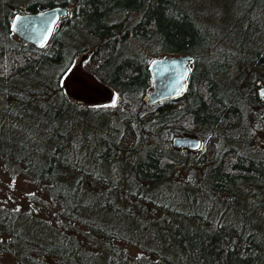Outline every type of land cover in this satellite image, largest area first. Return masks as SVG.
<instances>
[{"label":"trees","instance_id":"16d2710c","mask_svg":"<svg viewBox=\"0 0 264 264\" xmlns=\"http://www.w3.org/2000/svg\"><path fill=\"white\" fill-rule=\"evenodd\" d=\"M239 2L245 44L264 0ZM56 6L65 15L41 48L10 33L16 15ZM208 37L184 0H31L0 15V172L20 176L31 196L26 212L0 209V255L16 264H264V230L237 207L264 206V140L256 144L264 64L255 61L243 97L239 78L220 88L213 65L197 66ZM150 55L190 57L177 99L144 104ZM80 56L109 103L86 106L64 93L62 78ZM180 135L200 139V150L173 149ZM202 198L207 206L195 209ZM235 207L238 218L223 217Z\"/></svg>","mask_w":264,"mask_h":264},{"label":"rangeland","instance_id":"374dc122","mask_svg":"<svg viewBox=\"0 0 264 264\" xmlns=\"http://www.w3.org/2000/svg\"><path fill=\"white\" fill-rule=\"evenodd\" d=\"M31 0H0V15L5 10H18L22 11L24 5ZM36 1V0H34ZM186 5L195 13L197 18L198 26L205 31V34L208 37V42L205 48L202 49L199 59L197 60V66L202 64L213 65L214 73L213 76L217 78L218 84H220V88H231L235 86L236 80L239 78L238 89L240 92V97H243V94L246 92L249 86V81L254 75H258L256 69L254 67L255 61L262 58L259 64H264V14L258 16L255 19L256 26L250 28L247 41L244 44L241 39L240 31V23L236 22L238 10L237 6L240 3L239 0H184ZM241 10H239L240 12ZM242 12V11H241ZM243 14V12H242ZM236 23V24H235ZM261 28V29H260ZM255 41V43H253ZM71 39H67V43L70 45L69 47H75L79 45V42H71ZM254 44L258 45V54L255 56L256 51L250 49V51H243L239 48L247 46L252 47ZM243 49V48H241ZM252 52V53H251ZM253 61H249L250 58H253ZM241 62L244 63V68L241 70ZM189 68V67H188ZM262 75V74H261ZM261 77H264L262 75ZM264 100V96L261 98ZM110 100V99H109ZM106 100L105 103H109ZM247 102V101H246ZM245 102V103H246ZM250 118L246 120V124L249 123ZM181 136V135H180ZM182 136H191V135H182ZM194 137V136H191ZM256 144H260L262 146V141L264 140V133H257ZM262 137V138H260ZM196 138V137H194ZM198 139V138H196ZM201 146V141L198 139ZM255 142V141H254ZM189 151L191 153L197 152ZM176 175L179 177L188 178V174L185 171H180L176 168ZM191 176V180H196L198 176L197 173L189 172ZM171 180H174L173 176H170ZM164 189H170L168 183L165 182L163 186ZM30 189L24 183L23 179L20 176L11 178L6 175V173L0 172V209H14L18 208L20 212H26L29 207V195ZM163 191V190H162ZM264 195V191H262ZM184 199H186V195H182ZM260 200H263L261 197ZM208 201V200H207ZM250 204H255L253 202H249ZM207 202L204 198L200 199L198 203L195 205V209L204 208L207 206ZM209 205L211 206V201H209ZM237 207H241L244 212V221L245 223H250L251 225L255 224L260 228L261 231L264 230V206L263 207H252L247 205L246 199L244 200V205H237ZM237 207L224 209V215L232 212L235 215L239 216L237 211ZM209 214L214 215L216 213L215 208L208 207ZM2 211H0L1 213ZM223 214V213H222ZM1 217V216H0ZM5 220V219H4ZM26 223L24 220H20L15 222L14 229L16 231H20L22 227L20 224ZM263 233V232H262ZM264 234V233H263ZM5 236H0V242L3 243L5 241ZM156 246L162 249V251H167L168 247L165 246L162 242L158 241ZM126 249L132 255H137L139 250L134 247L127 246ZM151 260L152 257L150 258ZM0 264H16L15 261L10 258L8 255L1 254L0 255Z\"/></svg>","mask_w":264,"mask_h":264},{"label":"water","instance_id":"95a60500","mask_svg":"<svg viewBox=\"0 0 264 264\" xmlns=\"http://www.w3.org/2000/svg\"><path fill=\"white\" fill-rule=\"evenodd\" d=\"M65 15V9L59 6L35 13L16 15L9 26L12 36L22 43L41 48L49 38L58 19ZM19 18V19H17ZM80 56L62 78L64 93L86 106L103 105L111 97L110 90L92 75L81 68ZM188 55H174L164 58L149 56L147 72L150 91L144 98V104L152 105L169 99H177L184 92L188 79ZM257 85H259L257 83ZM258 96H264V87L259 85ZM173 149L196 151L200 142L191 136H174L170 140Z\"/></svg>","mask_w":264,"mask_h":264},{"label":"snow or ice","instance_id":"6c2138e0","mask_svg":"<svg viewBox=\"0 0 264 264\" xmlns=\"http://www.w3.org/2000/svg\"><path fill=\"white\" fill-rule=\"evenodd\" d=\"M17 19H19V18H17ZM111 106H113V107L115 106V101L113 102V105H111Z\"/></svg>","mask_w":264,"mask_h":264},{"label":"flooded vegetation","instance_id":"af4514ba","mask_svg":"<svg viewBox=\"0 0 264 264\" xmlns=\"http://www.w3.org/2000/svg\"><path fill=\"white\" fill-rule=\"evenodd\" d=\"M255 85H256V84H255ZM261 86H262V85H261ZM262 87H263V86H262ZM259 88H260V87L258 86V90H259ZM258 90H257V92H258ZM260 138H262V137H260Z\"/></svg>","mask_w":264,"mask_h":264}]
</instances>
